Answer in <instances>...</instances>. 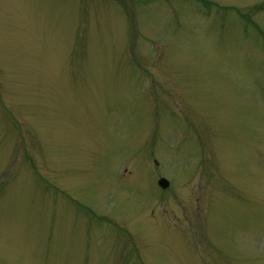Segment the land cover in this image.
I'll list each match as a JSON object with an SVG mask.
<instances>
[{"label": "rangeland", "instance_id": "374dc122", "mask_svg": "<svg viewBox=\"0 0 264 264\" xmlns=\"http://www.w3.org/2000/svg\"><path fill=\"white\" fill-rule=\"evenodd\" d=\"M0 264H264V0H0Z\"/></svg>", "mask_w": 264, "mask_h": 264}, {"label": "water", "instance_id": "95a60500", "mask_svg": "<svg viewBox=\"0 0 264 264\" xmlns=\"http://www.w3.org/2000/svg\"><path fill=\"white\" fill-rule=\"evenodd\" d=\"M162 185H163V183H162ZM164 185H166V184L164 183Z\"/></svg>", "mask_w": 264, "mask_h": 264}]
</instances>
